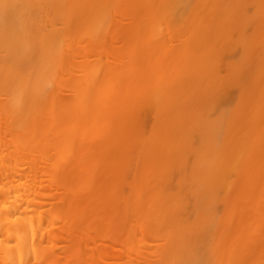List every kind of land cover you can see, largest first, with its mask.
I'll list each match as a JSON object with an SVG mask.
<instances>
[{
    "label": "bare ground",
    "instance_id": "obj_1",
    "mask_svg": "<svg viewBox=\"0 0 264 264\" xmlns=\"http://www.w3.org/2000/svg\"><path fill=\"white\" fill-rule=\"evenodd\" d=\"M0 264H264V0H0Z\"/></svg>",
    "mask_w": 264,
    "mask_h": 264
}]
</instances>
